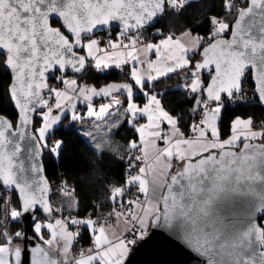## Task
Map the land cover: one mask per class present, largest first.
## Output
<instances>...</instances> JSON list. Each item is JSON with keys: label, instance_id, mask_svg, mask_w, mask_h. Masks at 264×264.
<instances>
[{"label": "snow or ice", "instance_id": "obj_1", "mask_svg": "<svg viewBox=\"0 0 264 264\" xmlns=\"http://www.w3.org/2000/svg\"><path fill=\"white\" fill-rule=\"evenodd\" d=\"M193 4L0 0V264H125L150 228L198 264H264V120L224 123L230 108L264 109V0H218L217 15L198 9L203 21L184 30L199 41L189 49L171 16ZM112 69L126 80L87 83ZM173 76L171 91L187 101L179 109L159 90ZM95 98L107 103L96 108ZM85 115L114 117L134 137L123 184L103 189L106 215L105 204L81 214L77 186L54 187L46 174L45 153L59 159L66 144L58 133L92 144L90 129L75 127Z\"/></svg>", "mask_w": 264, "mask_h": 264}, {"label": "trees", "instance_id": "obj_2", "mask_svg": "<svg viewBox=\"0 0 264 264\" xmlns=\"http://www.w3.org/2000/svg\"><path fill=\"white\" fill-rule=\"evenodd\" d=\"M214 4H218V0H194V4L181 16H171L172 27L175 29L177 35L179 33H187L184 31L186 28L203 21V16L197 11L198 9L203 8L204 11L211 9V14L217 15L219 9L218 7H213ZM167 26L168 17L166 16L163 25L166 31ZM206 26L205 21L200 24V28H197L196 31L200 32ZM115 32V30L112 31L113 34ZM95 75L98 78L92 79L89 77L87 78V83L97 88L107 83L124 82L126 80L124 73L115 69L110 70L107 74L97 73ZM175 86L176 78L173 76L170 79L162 81L159 88L161 91L168 90V94L165 96V103L170 109H179L187 103L181 92L171 91ZM138 100L143 102V97H138ZM2 105L6 113H12L13 109L8 103L6 96L2 98ZM82 113H85V111ZM234 115H254L257 121H260L264 119V109L253 105L230 108L224 118L225 125ZM69 123L68 120L64 121L66 128ZM95 124V120H90L85 115V119L75 125V127H84V129L86 127L93 128ZM224 130L227 131L226 128ZM57 135L63 136L66 139V144L59 159H53L49 154L45 153L44 163L49 181L54 187L59 186L62 180H68L77 186L76 195L80 200L79 211L81 214L86 210L92 211V205L94 204L98 208L99 205L105 204L106 207L100 209V211L106 215L112 206L107 203V197L103 189L123 184L126 178V161L121 158L128 153L126 152L125 155H120L107 149L103 151L102 156H98L94 153L93 145L83 140L81 135L77 134L74 130H65ZM132 138H134L132 130L127 125L119 127L114 134V140L123 147ZM67 214L65 213V215ZM87 243V240L82 242L84 247L87 246Z\"/></svg>", "mask_w": 264, "mask_h": 264}, {"label": "water", "instance_id": "obj_3", "mask_svg": "<svg viewBox=\"0 0 264 264\" xmlns=\"http://www.w3.org/2000/svg\"><path fill=\"white\" fill-rule=\"evenodd\" d=\"M113 30H118L116 25ZM125 264H198V258L166 231L150 228L145 239L134 246Z\"/></svg>", "mask_w": 264, "mask_h": 264}, {"label": "crops", "instance_id": "obj_4", "mask_svg": "<svg viewBox=\"0 0 264 264\" xmlns=\"http://www.w3.org/2000/svg\"><path fill=\"white\" fill-rule=\"evenodd\" d=\"M191 35H193V34L185 33L180 37V39L182 40L183 46H186L189 49L195 48L196 45L199 43V41L197 39L193 38L194 36L191 37ZM102 103H107V100L103 99V98H95V100L93 102L94 107H96V108H98L99 105ZM78 111L81 113L83 111H85V113H86V108H85L83 102H81L79 104ZM111 119H114V117H109L108 120H104V121H96V124L93 125V128H91V127L85 128V129H90V131H85L84 133H87L86 136L91 138L93 147L95 149H97L98 151L103 150L100 147L102 145H105V140H108L110 138V136H113L116 132V125L109 123V121ZM83 129H84V127H83ZM91 129H93V130H91ZM88 132L91 133L90 136H89ZM133 247L131 248L129 255L131 254Z\"/></svg>", "mask_w": 264, "mask_h": 264}, {"label": "rangeland", "instance_id": "obj_5", "mask_svg": "<svg viewBox=\"0 0 264 264\" xmlns=\"http://www.w3.org/2000/svg\"><path fill=\"white\" fill-rule=\"evenodd\" d=\"M188 33V32H187ZM185 34V33H184ZM190 36V35H189ZM194 36V35H191V37ZM195 38V36L193 37ZM196 39V38H195ZM155 58V57H153ZM93 130V129H91ZM89 133V132H88ZM91 133H89V136H90ZM85 135H87V133H85ZM100 148H102L104 150H112L113 152H116L120 155H125V153L127 152L125 147H123L121 144L117 143L115 140H114V135L113 136H110V138L108 140H105V145H102ZM54 203L58 206L60 204V199H57L54 201ZM149 231V230H148ZM138 243V242H137ZM136 243V244H137ZM135 244V245H136ZM134 245V246H135ZM134 248V247H133ZM133 251V250H132ZM79 252V246H76L74 247L73 249V252L72 254L73 255H76L77 253Z\"/></svg>", "mask_w": 264, "mask_h": 264}, {"label": "built area", "instance_id": "obj_6", "mask_svg": "<svg viewBox=\"0 0 264 264\" xmlns=\"http://www.w3.org/2000/svg\"><path fill=\"white\" fill-rule=\"evenodd\" d=\"M249 86H251V84H250V82H249ZM264 120V119H263ZM126 175H127V169L125 170V177H126ZM67 182L69 183V184H73V183H71V182H69L68 180H67ZM140 240H138V242H139Z\"/></svg>", "mask_w": 264, "mask_h": 264}, {"label": "bare ground", "instance_id": "obj_7", "mask_svg": "<svg viewBox=\"0 0 264 264\" xmlns=\"http://www.w3.org/2000/svg\"><path fill=\"white\" fill-rule=\"evenodd\" d=\"M102 34V33H101ZM114 35V34H113ZM90 86H92V85H90Z\"/></svg>", "mask_w": 264, "mask_h": 264}]
</instances>
